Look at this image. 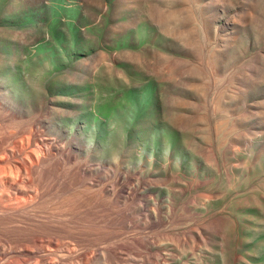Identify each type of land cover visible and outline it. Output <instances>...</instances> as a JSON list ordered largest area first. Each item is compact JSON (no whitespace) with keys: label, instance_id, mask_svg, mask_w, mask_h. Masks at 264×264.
<instances>
[{"label":"rangeland","instance_id":"374dc122","mask_svg":"<svg viewBox=\"0 0 264 264\" xmlns=\"http://www.w3.org/2000/svg\"><path fill=\"white\" fill-rule=\"evenodd\" d=\"M5 191L1 264H264V0H0Z\"/></svg>","mask_w":264,"mask_h":264},{"label":"bare ground","instance_id":"6f19581e","mask_svg":"<svg viewBox=\"0 0 264 264\" xmlns=\"http://www.w3.org/2000/svg\"><path fill=\"white\" fill-rule=\"evenodd\" d=\"M7 136H8V135H7ZM19 138H20V137H19ZM38 157H39V156H38ZM20 158H22V157H20ZM1 160H2V159H1ZM22 160H23V158H22ZM22 160H21V161H22ZM25 162H27V160H26ZM23 163H24V162H23ZM28 170H29V169H28ZM10 171H11V170H10ZM10 187H12V186H10ZM1 188H2V187H1ZM34 188H35V187H34ZM41 188H42V187H41ZM5 192H6V191H5ZM7 197H8V198H7ZM9 197H10V195L8 196L7 192H6V193H3V192H2V193L0 194V198H1V199L3 198V199H5V200H7V199H9ZM37 197H38V196H37ZM6 198H7V199H6ZM8 201H10V200H8ZM8 201H6V202H3V201H2V202L7 204ZM35 201H36V200H35ZM0 202H1V201H0ZM8 203H10V202H8ZM6 204H5V205H6ZM64 204H65V203H64ZM0 205H1V204H0ZM2 207H4V205H3ZM2 207H1V208H2ZM8 207H9V206H8ZM2 209H4V208H2ZM2 209H1V211H4V210H2ZM10 211H11V210H10ZM19 248H20V247H19ZM46 254H47V253H46ZM107 255H108V254H107ZM39 261H40V260H39ZM0 264H1V263H0Z\"/></svg>","mask_w":264,"mask_h":264}]
</instances>
